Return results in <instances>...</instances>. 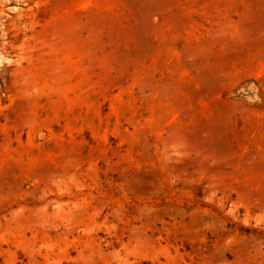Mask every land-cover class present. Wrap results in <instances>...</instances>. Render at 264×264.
I'll list each match as a JSON object with an SVG mask.
<instances>
[{"label":"rangeland","instance_id":"obj_1","mask_svg":"<svg viewBox=\"0 0 264 264\" xmlns=\"http://www.w3.org/2000/svg\"><path fill=\"white\" fill-rule=\"evenodd\" d=\"M0 264H264V0H0Z\"/></svg>","mask_w":264,"mask_h":264}]
</instances>
